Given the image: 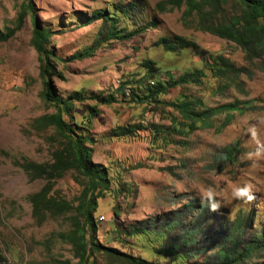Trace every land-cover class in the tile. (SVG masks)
<instances>
[{
  "label": "rangeland",
  "instance_id": "obj_1",
  "mask_svg": "<svg viewBox=\"0 0 264 264\" xmlns=\"http://www.w3.org/2000/svg\"><path fill=\"white\" fill-rule=\"evenodd\" d=\"M163 1L33 0L34 15L27 13L19 25L25 0H0V32L15 31L0 43V254L9 264L80 261L73 215L52 217L32 202L46 182L31 181L27 168L32 163L51 162L53 140H57L53 128L41 130L37 124L56 108L42 96L45 79L32 43L35 19L51 33L47 47L56 56L51 60L56 68L51 77L55 94L62 100L74 92L85 97L74 103L71 117L64 115V119L91 140L92 161L106 170L109 179L94 214L97 242L149 263L207 264L208 259L210 263L214 260L218 240L213 247L208 244L196 251L206 246L205 241L226 220L252 217V224L262 228L264 158L249 155L255 142L247 129L264 117V59L250 64L232 42L203 30L196 15L187 18L185 6L157 9ZM225 9L238 12L233 1ZM101 10L118 20L122 39L107 37L113 22L95 20ZM174 36L186 38L198 49L167 52L158 45L160 39ZM85 53H89L85 59H72ZM219 56L234 67L225 77L211 72L209 61ZM147 60L156 63L164 78L168 73L181 76L197 70L204 77L199 83L169 89L159 96V104L137 102L132 95L144 98L155 83L148 82L143 66ZM93 95H114L116 102L101 105ZM182 101L218 109L212 125L190 129L168 106ZM233 105L236 108L229 109ZM158 127L163 129L158 131ZM116 129L132 133L115 137ZM257 133L264 143V124L257 125ZM237 182L252 184L254 199L231 201L202 217L199 193L209 186L222 188ZM83 186L69 172L56 182L53 194L77 206ZM189 202L195 208L190 213ZM200 215L201 231L191 238L197 243L187 246L184 258L159 253L181 244L189 228L196 229ZM173 220L177 223L170 227ZM142 227L145 231H132ZM88 264L128 263L101 252L93 254Z\"/></svg>",
  "mask_w": 264,
  "mask_h": 264
},
{
  "label": "trees",
  "instance_id": "obj_2",
  "mask_svg": "<svg viewBox=\"0 0 264 264\" xmlns=\"http://www.w3.org/2000/svg\"><path fill=\"white\" fill-rule=\"evenodd\" d=\"M229 1L235 3L238 8L237 13H229L225 9ZM25 3L24 10L19 19V25L22 24L27 13L33 15L35 13L33 0H25ZM183 6L186 8L185 16L187 18L196 15L203 30L232 42L242 50L245 59L250 64L262 62L264 59V0H166L158 4L157 9L162 11H165V9L174 10L180 9ZM94 19L105 23L113 22L107 37L109 39H122V31L117 29L118 20L113 15L101 10L95 13ZM151 26L156 27V24H152ZM14 33V30L0 32V43L8 41L13 37ZM50 34L49 30L39 26L37 19L34 20L32 43L40 58L42 73L45 79V89L42 96L47 103L56 108L53 114L41 117L37 124L41 130L53 128L57 140H53V143L56 145L52 152L51 162L32 163L27 168L31 181L41 179L46 182L38 195L32 199L33 205L37 210H43L52 217L73 215V235L76 240L74 242L77 255L80 259L78 264H88L93 254L101 252H105L111 256H118L128 264H155L104 247L96 240L98 228L94 214L98 207V200L103 198L105 191L108 190L109 179L106 170L101 165L95 164L92 161L93 148L89 146L91 140L86 135L78 132L76 128L64 119V115L71 117L74 103L85 101V97L80 92H74L66 100H62L55 94L51 77L56 74V68L51 60L56 59V56L47 47ZM158 45L163 46L167 52H175L179 48H192L195 51L198 49L195 43L180 36L162 38L158 42ZM88 54H78L72 59L82 60ZM209 64L211 72L214 75L221 74L225 77L227 73L234 69L231 62L223 56L211 59ZM143 66L148 72V82L151 81L152 83L155 81V83L153 84L154 86L150 87L148 90L149 94L144 98L132 95L133 100L137 102L148 103L152 101V104H159V96L165 94L169 89L188 83H199L204 77V72L197 70L181 76L168 73L167 77L164 78L159 75V70L156 68L157 65L152 60L145 61ZM242 71L245 72V69ZM91 98L101 105H111L116 102L114 95H93ZM168 106L177 111L189 123L188 127L192 130L198 127L205 128L211 126L212 118L218 114V109H208L202 102L182 101L180 103L168 104ZM235 108L236 105L229 107L231 110ZM91 110L93 112L96 111L95 108ZM157 129L160 131L163 128L158 127ZM130 133H132L130 129H116L113 135L120 137ZM221 157L224 160L227 159L225 153H222ZM69 172L75 173L77 181L84 185L77 206L53 194L56 182L65 177ZM186 207L189 213L192 209H195L194 204L191 202ZM200 207L203 215H200L201 218L209 210L205 204H202ZM225 219L230 218L226 217ZM202 221L201 218L196 229L189 228L188 234L185 235L181 244L160 249L159 253L167 258H184L187 246L196 245L197 243L191 238L197 230L201 231ZM174 223L177 222L175 220L171 221L169 223L170 227ZM261 227L259 230L252 224V217L245 219L240 215L235 219L226 220L221 228L216 231L214 237L205 241L206 246L196 252L206 249L208 244L213 247L215 241L218 240L214 260L210 263L208 259L206 261L207 264H264V262H261V256L264 255V224ZM144 229L143 227L141 229L134 228L132 231H145ZM187 253H190V251ZM0 264H9L1 254ZM61 264L70 263L63 262Z\"/></svg>",
  "mask_w": 264,
  "mask_h": 264
},
{
  "label": "clouds",
  "instance_id": "obj_3",
  "mask_svg": "<svg viewBox=\"0 0 264 264\" xmlns=\"http://www.w3.org/2000/svg\"><path fill=\"white\" fill-rule=\"evenodd\" d=\"M264 124V117L257 120V124L252 125L247 129L249 138L255 142V149L249 153L250 156L256 158H264V143H261L257 138V125ZM185 180H189L185 177ZM199 198L202 204L208 207L211 212H216L222 206H228L231 201H240L247 203L254 199L253 186L250 183H234L232 185H224L222 188L209 186L199 193Z\"/></svg>",
  "mask_w": 264,
  "mask_h": 264
}]
</instances>
